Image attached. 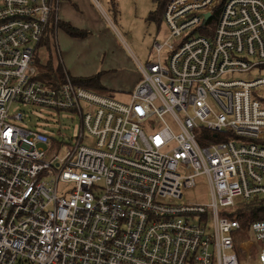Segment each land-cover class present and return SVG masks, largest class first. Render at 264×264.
Returning a JSON list of instances; mask_svg holds the SVG:
<instances>
[{"label":"built area","instance_id":"obj_1","mask_svg":"<svg viewBox=\"0 0 264 264\" xmlns=\"http://www.w3.org/2000/svg\"><path fill=\"white\" fill-rule=\"evenodd\" d=\"M60 5L0 0V264H241L255 243L264 264V219L237 244L230 217L264 197V76H234L264 65V0H168L128 101L37 78ZM19 103L76 113L79 132L17 125ZM201 178L209 202L184 199Z\"/></svg>","mask_w":264,"mask_h":264},{"label":"rangeland","instance_id":"obj_2","mask_svg":"<svg viewBox=\"0 0 264 264\" xmlns=\"http://www.w3.org/2000/svg\"><path fill=\"white\" fill-rule=\"evenodd\" d=\"M63 9L60 20L67 21L86 35H70L62 26L55 31L50 52L45 44L36 47L40 62L45 63L50 56L55 63L64 67L71 78L93 76L100 73V81L105 90L102 92L123 101H128L135 80H141V64L155 61L152 43L155 38L168 35V29L162 17L151 18L159 8L158 0H60ZM64 18L68 19L65 20ZM85 26H89L88 29ZM74 75H72V74ZM137 78L133 80L135 77ZM235 77L252 79L264 76V65L254 66L251 71L236 72ZM98 91V90H97ZM101 92V91H99ZM264 103V87L253 91ZM128 93V94H127ZM19 105V106H18ZM21 109L27 117L17 125L45 131L49 128L61 131L69 138L79 132L80 119L71 111H59L45 107L14 104L11 111ZM29 114V115H28ZM47 132V131H46ZM205 134L199 130L198 141L202 143ZM203 144V143H202ZM210 187L205 178L197 181L195 189L188 191L184 199L209 202ZM212 219H210L211 221ZM211 224V223H210ZM210 228L207 233L211 232ZM254 239V234L246 229L238 231L235 241ZM255 241V239H254ZM252 260H246V252L241 253V264H259V244L255 243ZM17 264H20L18 261ZM21 264H28L23 262Z\"/></svg>","mask_w":264,"mask_h":264},{"label":"trees","instance_id":"obj_3","mask_svg":"<svg viewBox=\"0 0 264 264\" xmlns=\"http://www.w3.org/2000/svg\"><path fill=\"white\" fill-rule=\"evenodd\" d=\"M160 1L159 8L155 14L152 15L151 18L157 19L162 17V14L166 8L168 0H158ZM163 20V17H162ZM62 26L70 35L73 36H81L86 35L84 32L80 31L76 27H74L71 23L67 21H60L58 27ZM54 33L53 28L50 27L48 32H46L45 37L42 41L37 45L45 44L47 50L50 52L51 46L54 41ZM36 51V50H35ZM40 58L38 57L37 51L35 52L34 56V63L35 67H37L38 75L37 78L48 83H61L65 80V70L64 67L59 64L55 63L52 59V56L45 62L41 63ZM73 82L79 85H84L88 88H91L95 91L103 92L105 87L103 86L102 82L100 81V73H97L93 76L81 77V78H72ZM224 136V135H223ZM223 136H219L217 140H223ZM230 217L236 219L240 222L241 228L248 230L251 223L256 221L257 219H264V197H256V199L245 201L240 200L237 204V207L230 212Z\"/></svg>","mask_w":264,"mask_h":264},{"label":"crops","instance_id":"obj_4","mask_svg":"<svg viewBox=\"0 0 264 264\" xmlns=\"http://www.w3.org/2000/svg\"><path fill=\"white\" fill-rule=\"evenodd\" d=\"M60 4H61V1H60ZM61 8L63 9L62 4L60 5L59 17L61 16V15H60V12L62 13ZM64 19H65V20H68V19H66V18H64ZM85 27H87V26H85ZM87 28L90 29L89 26H88ZM136 60H137V63L140 62L137 58H136ZM68 72H69V71H68ZM71 74H72V73H71ZM72 75H73V74H72ZM73 76H74V75H73ZM136 78H137V76H136L133 80H135ZM138 82H139V80H135L132 89L137 85ZM132 89H131V90H132ZM131 90H130V91H131ZM130 91H128V93H130ZM128 93H127V94H128Z\"/></svg>","mask_w":264,"mask_h":264}]
</instances>
